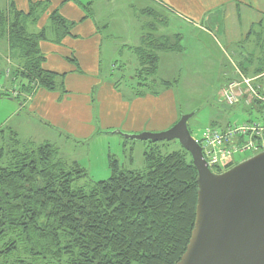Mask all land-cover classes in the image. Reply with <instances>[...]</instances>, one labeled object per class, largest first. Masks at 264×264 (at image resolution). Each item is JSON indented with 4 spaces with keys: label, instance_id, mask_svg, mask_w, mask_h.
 <instances>
[{
    "label": "trees",
    "instance_id": "16d2710c",
    "mask_svg": "<svg viewBox=\"0 0 264 264\" xmlns=\"http://www.w3.org/2000/svg\"><path fill=\"white\" fill-rule=\"evenodd\" d=\"M88 5H80L87 16ZM47 6L48 2L30 3L27 14L13 5L8 12L0 10V38L7 42L9 59L15 61L13 67L7 63V78L18 89L12 99L19 104L25 100L22 96L31 97L39 89L66 92L64 75L42 68L39 44L50 34L53 43H60L74 23L53 11L47 28L37 33L28 29ZM148 28L142 45L133 50L139 62L133 79H140L132 82L135 97L146 94L138 88L157 96L161 90L151 86L171 87L156 78L159 54L181 49L179 35L172 42L156 37L153 25ZM241 44L239 69L246 75L263 73L264 20ZM0 140V264H176L180 260L194 227L197 200L196 171L180 146L163 156L156 150L145 152L143 174L123 171L110 158L109 178L93 182L83 167L60 158L52 145L23 142L10 129L0 131ZM84 180L86 184L80 185Z\"/></svg>",
    "mask_w": 264,
    "mask_h": 264
},
{
    "label": "crops",
    "instance_id": "0c3cea01",
    "mask_svg": "<svg viewBox=\"0 0 264 264\" xmlns=\"http://www.w3.org/2000/svg\"><path fill=\"white\" fill-rule=\"evenodd\" d=\"M75 1L4 0V5L0 8L1 11L8 12L10 6L13 5L17 11L27 14L30 3L48 2L46 10L41 14L36 25L29 26L31 33L47 28L49 15L53 11H57L62 18L74 23L70 35L62 39L60 43H53L49 33V40L39 44L40 52L44 56L42 68L45 71L64 75L65 94L39 89L31 97L22 96L25 100L16 111L18 116L20 113H25L26 119L37 118L43 129L55 135L47 137L41 135L38 138L42 140V143L35 144L52 145L48 140L54 137L89 141L93 137H102L103 132L111 130L133 135L143 132L160 133L168 130L178 121L175 94L171 87L155 90H161L157 96H153L145 88H138V91H145L146 94L135 97L132 82L126 81L123 83L124 88L121 89L118 82L112 79L110 67L108 72L101 67V62L106 57L111 60L117 51L133 52L139 48L142 45V36L147 33L142 31L138 39L115 40L114 35L109 32L108 38H105L102 30L107 29V25L101 24L102 18L105 19V17L97 16L100 8L96 10L95 0ZM139 1L142 5L145 4L141 7V12L146 13L147 16L145 28L153 25L155 29L153 34L156 37H166L174 42V37L179 35L181 38L179 46L182 48V35L179 33L166 34L163 29L165 26L170 27L167 21L168 17L172 16L182 29L188 30L189 34L198 31L210 38L215 34L219 36L221 41L218 46H225L231 53L230 59L235 57L236 61L239 60L241 54L237 48H233V45L244 42L249 31L264 20V0ZM80 5L89 6V16ZM153 6L162 12L155 11ZM105 8L109 9V7ZM113 15L114 13L112 18H114ZM118 15V20L123 19V16L127 17L124 14ZM113 28V31L120 32L118 38L122 36V32H125L123 35L128 32L123 21L121 25ZM106 50L108 54L104 56L103 51ZM161 54H159V67ZM9 55L6 40L0 38L1 67L7 68L9 62L11 67L15 66V61L10 60ZM18 128H21V125H15L12 131L20 139ZM28 140L23 142H29ZM116 145L119 146L117 149L125 153L127 147L125 142L116 143ZM129 155L131 158V151ZM107 158L108 161L113 157L109 155Z\"/></svg>",
    "mask_w": 264,
    "mask_h": 264
},
{
    "label": "rangeland",
    "instance_id": "374dc122",
    "mask_svg": "<svg viewBox=\"0 0 264 264\" xmlns=\"http://www.w3.org/2000/svg\"><path fill=\"white\" fill-rule=\"evenodd\" d=\"M3 2L4 0H0V8L3 7ZM144 5L140 1L138 2V0H95L96 10L100 8L99 12L97 11V16L101 15L105 17V19L102 18L101 24L105 23L107 25V29L102 30L104 37L108 38L109 32L114 35L115 40H123L125 38L138 39L142 31L148 34L149 29L145 28L147 16L146 13L141 12V7ZM105 7H109V9ZM150 9L153 10L152 8ZM154 10L159 11L155 7ZM113 13L114 18H112ZM118 14H124L127 17L123 16V19L118 20ZM122 21L125 22L128 32L124 35L123 33L125 32H122V36L118 38L120 32L113 31V27L121 25ZM167 23L170 24V27H163L165 33L173 35L177 33L181 34L183 37L182 48L175 53L161 54L162 59L156 73V78L158 81L162 79L168 86H171L175 94L177 119L181 115L195 114L187 123L192 137L199 135L212 125L217 124V126L223 127L228 121L242 119V116L245 115L243 109H231L218 104L219 94L227 79L232 77L231 62L239 68L235 57L231 56L232 60L230 59V51L225 46H218L221 38L216 34H213L214 37L210 38L198 31L189 34L188 30L182 29L178 21L172 16L168 17ZM242 47L241 43L233 45V48H237L239 52ZM245 47L249 48V45L246 44ZM103 54L104 56L105 54L107 55V50L103 51ZM115 54L111 60L106 57L101 62V67L107 72L110 67L111 77L118 82L121 89L124 88L123 83L127 80H132L130 82L133 83L140 82L139 78L133 79L136 74L135 68L139 64L134 52L126 50L124 52L117 51ZM7 70V68H3L0 65V131L6 129L12 130L15 125L19 124L21 125V128H18L20 139L27 141L28 138L33 137V139H29L28 141H32L31 143L34 145L42 143V140L38 138L41 135L45 137L55 136L43 129L37 118L31 117L26 119L25 113H20L19 116L16 114L20 104L12 99V95L18 96V92L16 91L18 89L8 79L9 76L7 78V74L9 75ZM122 77L126 78V80ZM151 88L159 89V85L151 86ZM4 93H7L8 97L2 96ZM116 131L103 132L102 137H93L89 141L54 137L50 138L48 142L58 150L60 158L67 162H78L83 166L87 171L88 180L90 181H102L109 178L110 173L107 161L109 155H112L120 164L123 171L143 174L146 171L143 158L145 152L156 150L163 156L179 150V145L176 141L152 145L147 142L125 140L122 136L116 134ZM119 132L126 134L121 131ZM122 142L127 144L125 153L117 149L119 146L116 143ZM1 145L0 140V147ZM130 151L131 158L129 155ZM252 156L249 153L237 155L233 157V162L236 166ZM86 182L84 180L80 185H84Z\"/></svg>",
    "mask_w": 264,
    "mask_h": 264
},
{
    "label": "water",
    "instance_id": "95a60500",
    "mask_svg": "<svg viewBox=\"0 0 264 264\" xmlns=\"http://www.w3.org/2000/svg\"><path fill=\"white\" fill-rule=\"evenodd\" d=\"M193 116L181 115L160 133H115L128 141H176L191 158L197 175L195 220L176 264H264V152L220 175L211 173L187 126Z\"/></svg>",
    "mask_w": 264,
    "mask_h": 264
},
{
    "label": "built area",
    "instance_id": "2783aa9c",
    "mask_svg": "<svg viewBox=\"0 0 264 264\" xmlns=\"http://www.w3.org/2000/svg\"><path fill=\"white\" fill-rule=\"evenodd\" d=\"M232 68L233 77L219 94L218 104L241 108L245 115L228 121L223 127L211 126L191 136L200 147L207 168L215 175L235 166L234 156L264 152V72L246 75L234 64Z\"/></svg>",
    "mask_w": 264,
    "mask_h": 264
}]
</instances>
